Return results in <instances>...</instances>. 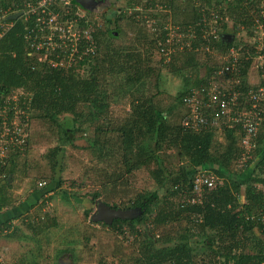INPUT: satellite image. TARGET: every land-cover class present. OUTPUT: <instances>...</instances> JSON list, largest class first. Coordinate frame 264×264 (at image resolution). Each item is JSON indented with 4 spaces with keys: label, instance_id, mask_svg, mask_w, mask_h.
<instances>
[{
    "label": "trees",
    "instance_id": "trees-1",
    "mask_svg": "<svg viewBox=\"0 0 264 264\" xmlns=\"http://www.w3.org/2000/svg\"><path fill=\"white\" fill-rule=\"evenodd\" d=\"M24 1L0 0V6L20 9ZM124 1L126 6L113 13V29L106 28L99 32L94 26L90 31L96 44V54L82 55L67 67L62 66L66 65L65 62L61 63L60 59L55 58L58 53L35 51L30 47L25 35L34 24V19L27 23L22 18L14 20L12 28L0 41V94L11 90L27 92L26 104L23 106L28 120L27 132L32 120L45 123L50 130L55 128L57 131L58 145L50 147L43 155L51 173L50 181L55 179L57 170H62L65 146L81 140L88 149L98 152L99 160L108 161V166L113 167L110 176L106 174L112 179L107 182H114L123 172L129 174L143 165H157L152 171L156 190L138 193L128 207H121L123 210L139 209L140 215L132 219L117 218L110 224L102 222L104 227L111 228L119 236L125 238L128 235L127 241L128 238L132 239L133 252L128 260L133 264H264V122L253 141L250 158L243 166H239L240 163L237 165L241 154L245 152L240 142L242 132L239 126L229 128V122L224 119H216L217 124L214 126L197 124L191 120L189 123L197 126L191 128L183 124L184 116L190 114L184 104L185 98L199 87H203L202 94L207 97L208 78L219 69L215 58L230 47H238L234 39L231 42L221 40L224 34L229 33L235 38L239 31V28L228 30L227 20L232 17L228 14L230 8L219 10L217 6L223 0ZM241 1L244 4L237 1L233 7L240 10L239 16L242 17L246 34L252 36L250 28L253 17L250 11L254 8V0ZM72 2L67 13L60 10V20L74 21L83 30L87 24L83 23V18L76 11L78 5ZM212 5L218 8L223 30L220 39L211 45L214 47L212 52L195 51L200 46V40L191 39L190 49L174 52L169 58L164 56L159 48V42L165 34L164 23L178 26L180 31H185L189 26L191 31L199 33L205 26L201 25V20L209 18ZM140 7L145 9L140 10ZM238 24L241 23L235 20V27ZM124 34L126 45H115L114 40ZM86 45L82 38L79 49H84ZM66 47L69 46L66 44ZM157 55L160 57L158 63L167 66L168 73L183 78V88L178 91L174 103L167 108H160L152 98H143L144 94L137 96L132 92L134 88L142 91L146 80L151 77L156 78L157 85L161 74L159 68L154 66ZM53 61L61 65L53 66ZM252 63L251 58L244 60L241 70L244 86L247 85L248 69ZM202 68L206 70L204 76H201ZM84 70L86 72L83 75L81 71ZM110 76L119 79L121 89L126 94L130 92L132 97L130 118L117 129L107 128L110 103L117 96L107 90L106 79ZM64 117L67 119L60 120ZM207 121L211 123L212 116ZM106 131L119 133L120 153L113 150L115 143L107 137ZM135 133H140L142 138ZM217 134L221 135V141L216 140ZM29 145L28 135L23 149L11 152L9 163L0 170L6 174L0 184V210H13L7 213L4 222L0 221V233L11 227L8 221L36 205L39 197L43 196L42 191L45 192L44 189L32 193L30 201L17 207L9 196V176L15 174L17 161L27 155ZM170 150H174L181 161L176 169L162 166L160 153ZM205 168L211 170L222 181L221 184L214 189L204 190L195 204L187 202L194 195V175ZM61 184L59 180V186ZM161 188L164 189L163 200ZM98 197L97 193H93L91 203L97 205ZM183 199L186 202L181 203ZM45 203V200L42 201L38 210L24 220L34 235L45 233L51 225L49 219L45 218L40 224H34L35 218L45 217L39 214ZM111 207L120 208L118 205ZM14 213H17L16 217L12 216ZM183 215L188 219L194 218L196 229L186 226L183 233L177 231L171 236L169 231H173L172 226ZM156 230L161 232L155 233ZM196 236L202 237L200 244L192 241ZM194 243L199 244L201 257ZM64 249L70 255L69 246L66 245ZM125 252L111 249L110 257L123 264L126 262L123 260L125 255L118 253ZM74 258L71 257L73 261Z\"/></svg>",
    "mask_w": 264,
    "mask_h": 264
},
{
    "label": "rangeland",
    "instance_id": "rangeland-1",
    "mask_svg": "<svg viewBox=\"0 0 264 264\" xmlns=\"http://www.w3.org/2000/svg\"><path fill=\"white\" fill-rule=\"evenodd\" d=\"M254 2L257 5L254 4V8L250 11V15L253 18L257 17L261 11H264V0H254ZM193 3L195 4V1ZM225 4L226 2L223 1L217 7L219 10L224 9L227 7ZM124 6H126L124 0H113V2L101 0L97 9L94 6L87 7L92 10L96 9L94 11L82 8V6L80 8L83 10L76 8L78 14H84L85 25L87 24V27L81 30L75 23H71V33H80L87 37L88 32L93 30L94 26L99 32L106 28L113 29V13L124 8ZM212 6L214 8V5ZM60 7L61 11L68 12V8L67 10H63V6L60 5ZM218 8L215 9L217 10ZM144 9L140 7V10ZM147 10L150 9L147 8ZM236 15L239 16V14ZM230 25L228 24V26ZM229 30H231L230 27ZM250 30H252L251 35L254 38L256 31L253 25ZM245 36L246 41L241 42V46L242 48L244 46V48L247 47L253 53L252 46L254 40L252 38L249 39L250 36L247 34ZM114 41L115 45H126V35L124 34L121 38H117ZM235 44L238 45L237 42ZM158 59L160 60V57L158 55L157 57L155 56L154 66L158 67L161 72L157 85H155L156 78L151 77L146 80L147 84H144L145 88L142 91H137L134 88L132 92L134 91L133 94L137 96L144 94L143 98H152L157 106L167 108L174 103L175 96L183 88V78L168 73L167 66L158 63ZM198 59L199 61L201 60L200 58ZM219 62L220 57H216L215 64H219ZM62 66L67 67L66 65ZM85 72L86 70L81 71V74ZM200 72L201 76H204L206 74L205 68H202ZM106 80L108 81L107 90L117 94L115 100H112L110 103L107 128L114 127L117 129V126H121L128 117L130 118V100L132 97H130V92L126 94L121 89L120 85L122 83L119 79L110 76ZM262 80L261 72L257 71L254 66H250L247 74V84L258 85ZM207 104L208 106H214L211 102ZM202 107L205 109L207 106L204 103ZM66 119L64 117L60 120ZM221 131L219 130L218 132ZM56 132L55 128L50 130V127L45 123L34 120L30 123L28 153L26 156H23V159L22 157L18 159L15 174L10 177L11 181H9V184L11 187L8 193L17 207L22 206V204L25 205L30 201L33 197L32 193H39L44 189L45 192L42 191L43 196L39 197L37 204L33 208L17 217L15 225L9 233L0 235V264H120L117 259L114 260L113 257H110L111 249H116L118 252L125 250V253H118L125 255V259L123 260L126 262L123 264H133L132 261L128 260L129 255L133 252L134 244L132 243V239L128 238L127 241L128 235H125L124 238L119 236L118 233L112 232L111 228L104 227L102 222L91 221L90 217L96 212V205L93 202L91 203L90 198L93 193H97L99 195L98 198L109 206L118 205L119 209H122L121 207H128L136 194L156 190L157 186L152 177V171L157 168V165L154 163L147 166L143 165L135 169V171L132 169L133 171L129 174L123 172L114 182H107L112 180L108 176L113 172V167L108 166V161L99 160L98 152L96 153L88 149L86 143L81 140L74 142V145L65 146L64 157L61 161L62 170L61 168V172L57 170L55 179L50 181L51 173L43 155L50 147L58 145ZM104 133L115 143L113 150L120 153V149L118 148V144L120 143L119 133L115 131H106ZM135 135H139L142 138L140 133H135ZM220 136V134L216 135L217 141H221ZM160 154L162 155L163 167L176 169L181 165V161L176 156L174 150L163 151ZM239 163L240 160L237 162V165ZM2 174L0 172V184L4 181V178L1 177ZM59 180L62 182L61 186H59ZM40 182H45V185L39 187ZM163 194L164 189L161 188V200H163ZM44 200L46 203L39 214L45 215V217L35 218L34 224H40V221L45 218V220L49 219L51 225H49L45 233L41 234L40 232L34 235L26 227L24 220L27 217L30 218L42 205L41 202ZM177 201L180 202V200ZM184 202H186L185 199L181 203ZM148 222H150V219ZM186 226L195 230L197 224L192 217L188 219L184 215L180 216L172 226L173 231H169L171 232L169 234L172 236L177 231L181 234ZM144 227L146 226L144 225ZM148 227L151 226L149 225ZM158 231L156 230L155 233ZM201 238L200 236H196L192 241H198L200 244ZM199 244L196 245L195 249L198 256L201 257L202 251L198 247ZM66 245L69 246V254L71 256L66 254L67 252L64 249ZM71 257H75L74 261Z\"/></svg>",
    "mask_w": 264,
    "mask_h": 264
},
{
    "label": "built area",
    "instance_id": "built-area-1",
    "mask_svg": "<svg viewBox=\"0 0 264 264\" xmlns=\"http://www.w3.org/2000/svg\"><path fill=\"white\" fill-rule=\"evenodd\" d=\"M55 1L26 0L20 9H15L12 6L0 7V41L13 26V21L9 20L8 17L21 12L18 18H22L23 22L27 23L34 19V24L27 29L25 39L35 51L44 50L46 53H50V51L58 53L55 58L60 59L61 63L65 62L66 66H70L82 55L92 56L96 54V44L90 31L87 37L80 33H71L70 27L74 21L60 20V5L63 6V10H67L74 0H58L57 5H55ZM218 13L215 8H211L209 18L201 20L203 22L201 25L205 26L199 30V33L191 31L189 26L185 31H180L178 26L165 22L164 38L159 42L160 51L169 58L174 52L190 49L191 39H199L200 46L196 47L195 51L212 52L214 47L211 45L220 39L223 31ZM81 17L85 24L84 14ZM253 26L256 31L254 38H252L254 40L252 46L254 52L252 53V50L247 47L244 49L245 46L243 48L242 46L230 47L218 56L220 57L219 69L213 71L208 78L207 97L202 94L203 87H199L193 89L184 100V104L187 105L190 113L183 119V124L187 127L197 126L189 123L190 120L197 124L214 126L220 119L229 122V128L240 127L242 132L240 142L245 149L240 158V165H244L249 160L253 141L264 122V107H262V102H264V11L253 18ZM82 38L87 45L80 50L79 43ZM66 44L69 47H66ZM250 58L253 60L251 66L261 72L263 82L261 81L260 84L254 86L251 84L244 86L241 70L244 66V60ZM61 63L53 61L52 65L58 66ZM27 95V92L23 90H11L0 94V170L9 163L10 153L14 150H22L28 138L27 114L23 110ZM243 96L244 100L241 99ZM208 102L213 103L214 106H208ZM204 103L207 106L205 109L202 107ZM204 112L205 115L203 116ZM209 116H212L211 123L207 121ZM2 173L1 177L5 178L6 174ZM221 182L213 172L206 169L199 170L193 177L192 193L194 195L187 201L195 204L199 201L200 194L204 190L214 189ZM43 185L45 182L39 183V187ZM13 226L14 223L11 224V227ZM11 227L4 229L0 235L9 233Z\"/></svg>",
    "mask_w": 264,
    "mask_h": 264
},
{
    "label": "water",
    "instance_id": "water-1",
    "mask_svg": "<svg viewBox=\"0 0 264 264\" xmlns=\"http://www.w3.org/2000/svg\"><path fill=\"white\" fill-rule=\"evenodd\" d=\"M75 3H77L79 6H82V8H87L89 6H92L89 4L92 0H74ZM110 2H113V0H109ZM96 8V7H95ZM91 11H94L90 8H87ZM21 15V12L12 14L8 17L9 20L14 21ZM222 40L231 42L233 40L232 35L225 34L222 36ZM11 176H9L10 179ZM140 215L139 209H119V208H112L111 206L107 205L106 203L102 202L100 199L97 200L96 205V212L92 214L90 217L91 221L93 222H103L105 224H110L114 219H132Z\"/></svg>",
    "mask_w": 264,
    "mask_h": 264
},
{
    "label": "crops",
    "instance_id": "crops-1",
    "mask_svg": "<svg viewBox=\"0 0 264 264\" xmlns=\"http://www.w3.org/2000/svg\"><path fill=\"white\" fill-rule=\"evenodd\" d=\"M224 2H226V4L225 5H227V7L228 8H230L229 10H228V14L229 15H231L232 17H231V19H228L227 20V27H228V30H229V27H230V29L231 30H235V28H239L237 31V34H236V36H235V38L233 37V39H234V41L235 42H237L238 43V45H240L241 46V42H243V41H246V30L244 29V25H242V17L241 16H238V15H236V14H239V12H240V10H237V9H234V5H235V3H237V1L239 2V3H241V4H244V2L243 1H241L240 2V0H223ZM238 3V4H239ZM241 4H239V5H241ZM254 4H256L255 2H254ZM257 5V4H256ZM1 8H7V7H9V6H7V7H2V6H0ZM233 7V8H232ZM247 17V16H246ZM235 20H237V21H239L241 24H238V26L237 27H235L236 25H235ZM228 24L230 25V26H228ZM228 35H230V33L228 34ZM237 38V39H236ZM250 38H253L252 36H250L249 37V39ZM11 179V178H10ZM9 179V181H11ZM35 206V205H34ZM33 206V207H34ZM32 207V208H33ZM9 210H11L10 212H9ZM13 212V210L12 209H10V208H3V209H1L0 210V221L1 222H4L7 218H6V216H7V213L9 214V213H12ZM12 216H17V213H14V214H12ZM11 216V217H12ZM16 219L17 218H14V219H12V220H10V221H8V223L7 224H13L14 223V225H15V221H16ZM12 228V227H11Z\"/></svg>",
    "mask_w": 264,
    "mask_h": 264
},
{
    "label": "flooded vegetation",
    "instance_id": "flooded-vegetation-1",
    "mask_svg": "<svg viewBox=\"0 0 264 264\" xmlns=\"http://www.w3.org/2000/svg\"><path fill=\"white\" fill-rule=\"evenodd\" d=\"M100 1L101 0H92L89 4H91L92 6L98 8L99 5H100ZM106 1H109V0H106ZM77 8L80 9V10H83L82 8H80V6H78Z\"/></svg>",
    "mask_w": 264,
    "mask_h": 264
},
{
    "label": "clouds",
    "instance_id": "clouds-1",
    "mask_svg": "<svg viewBox=\"0 0 264 264\" xmlns=\"http://www.w3.org/2000/svg\"><path fill=\"white\" fill-rule=\"evenodd\" d=\"M225 35V34H224ZM221 40H222V37H221Z\"/></svg>",
    "mask_w": 264,
    "mask_h": 264
}]
</instances>
